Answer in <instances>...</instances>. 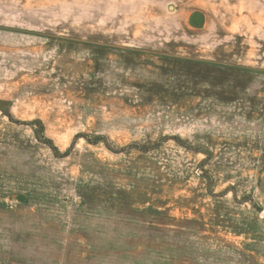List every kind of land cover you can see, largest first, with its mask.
Returning <instances> with one entry per match:
<instances>
[{
    "label": "rangeland",
    "instance_id": "1",
    "mask_svg": "<svg viewBox=\"0 0 264 264\" xmlns=\"http://www.w3.org/2000/svg\"><path fill=\"white\" fill-rule=\"evenodd\" d=\"M203 3L0 0V264H264V24Z\"/></svg>",
    "mask_w": 264,
    "mask_h": 264
},
{
    "label": "crops",
    "instance_id": "2",
    "mask_svg": "<svg viewBox=\"0 0 264 264\" xmlns=\"http://www.w3.org/2000/svg\"><path fill=\"white\" fill-rule=\"evenodd\" d=\"M203 4H205L204 7L194 8L186 14L179 11L177 13V18L175 19V24L177 23L178 26L182 28V30H185L187 33L193 35L192 37H190V40L192 39L193 42L199 44L205 43L207 44L206 47H208L209 49L210 47L219 48V45L225 43V46L223 47L226 49V51H232V48L234 47L232 41L233 39H236V36L234 34H238L240 37L243 36L241 37L242 42L244 39L251 40V38H247L246 35L241 32L242 30H247L243 27V29H240V26L242 24H264V0H225V18L223 19V21H219V19L216 18L218 16L216 15L217 11L215 12L213 10L214 7L211 4ZM8 20L9 18L7 13L5 15H0V34L2 32H7L8 30L14 33L23 31L24 27L20 28L18 25L12 28L2 26L4 23L6 24ZM218 22H223L229 25L228 27H226L225 35L218 36L217 33L214 32V24H219ZM262 31L264 30L262 29ZM262 39H264V35H262ZM187 40L190 41L189 39ZM256 40H258V38H256ZM263 51L264 50H262V55ZM234 54L232 53L230 57H233ZM253 63L254 62H252L251 64L248 63L249 65L246 66L242 65L234 67L240 68V70H249L253 73L254 71H256L260 75H264V68L262 67V65L258 64L257 66L259 67H254ZM249 87L252 86L249 85Z\"/></svg>",
    "mask_w": 264,
    "mask_h": 264
}]
</instances>
